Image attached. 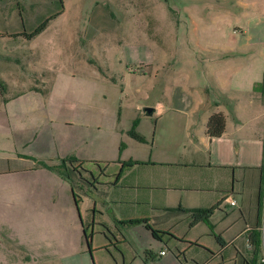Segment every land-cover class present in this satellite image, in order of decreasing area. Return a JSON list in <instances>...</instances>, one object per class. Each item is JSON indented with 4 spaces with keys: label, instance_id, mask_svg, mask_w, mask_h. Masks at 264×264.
<instances>
[{
    "label": "rangeland",
    "instance_id": "374dc122",
    "mask_svg": "<svg viewBox=\"0 0 264 264\" xmlns=\"http://www.w3.org/2000/svg\"><path fill=\"white\" fill-rule=\"evenodd\" d=\"M48 15L53 16L45 27L27 37L24 32ZM240 43H252L253 57L264 59V0H0V93L28 96L45 109L43 122L51 126L52 139L68 148L58 162L74 152L85 155L79 167L82 176L75 173L73 189L83 196L78 210L86 223L88 201L100 198L108 186L103 183L106 175L101 173L97 184L90 172L97 174L106 165V173L113 169L112 161L134 151L147 154L150 149L145 142L132 141L121 151V142L129 140L132 120L138 116L145 129H159L158 108L148 114L145 106L154 107L156 101L183 105L186 95L208 99L216 95L214 57L226 58L219 52ZM2 143L6 144L5 138ZM6 151L2 155L11 156ZM31 201L36 208L25 202L14 214L18 221L13 227L20 242L29 238L30 245L53 238L52 250L41 255L37 264L43 260L44 264H198L209 255L201 243L212 249L219 245L204 222L191 228L179 224L178 231L190 229L188 238L198 241L189 246L178 231L175 235L159 231L157 238L141 224H123V216L137 210L112 204L103 214L96 213L95 219L102 224L109 221L126 240L106 241L97 231L102 224L96 222L91 253L86 241L81 252L71 251L68 240L64 241L68 250H55L56 205L63 199L56 196L50 205ZM69 203L77 219L73 196ZM230 210L218 208L212 221ZM232 217L239 219L238 210L219 223ZM69 221L60 219L70 239ZM151 223L158 230L163 227L159 220ZM23 244L28 247L27 241ZM16 254L13 260L26 261L25 254ZM6 260L10 257L1 249L0 264Z\"/></svg>",
    "mask_w": 264,
    "mask_h": 264
},
{
    "label": "crops",
    "instance_id": "0c3cea01",
    "mask_svg": "<svg viewBox=\"0 0 264 264\" xmlns=\"http://www.w3.org/2000/svg\"><path fill=\"white\" fill-rule=\"evenodd\" d=\"M249 45L252 43L223 48L218 56L226 58L214 57L212 74L216 77V95L209 99L201 95L187 98L186 95L183 105L166 106L156 101L153 111L158 108L162 117L159 129H145L140 118L135 117L138 119L136 130L144 140L128 133L129 140L123 141L121 151L132 141L145 142L150 149L147 154L134 151L112 161L113 169L106 173V165H102L97 174L90 172L95 179L101 173L106 175L103 183L108 186L102 190L100 198L88 201L86 223L78 210V202L84 201L83 196H78L71 184L67 186L65 178L56 171L39 163L41 160L57 163L62 154H68L67 147L52 139L51 126L43 122L45 109L34 104L28 96L16 94L5 97L0 93V250L10 257L5 264H37L41 255L50 253L53 238L44 239L42 244L35 246L30 245L29 238L20 242L13 227L18 221L14 214H18L27 201L36 208L32 199L43 200L50 205L56 196L63 199V204L56 205L59 225L53 233L57 241L55 250H68L65 244L68 240L71 251L81 252L86 241L85 233L90 234L91 241L92 234L96 232L95 223L102 224L95 219L96 213L103 214L112 204L137 210L134 215L123 216V220L132 217H147L150 223L159 220V224H163L160 230L173 235L178 227H182L179 225L182 222L184 225L188 223L190 228L197 223H206L199 220L190 224L189 212L173 208L217 204L210 216L212 228L208 223L206 226L209 234L220 236L219 245L212 249L200 242V247L209 252V257L206 255L198 264H264L261 261L264 254V90L255 87L263 77L264 59L254 58ZM217 111L225 116V128L219 136H210L206 132V122ZM4 138L6 144L2 143ZM35 149L36 152L33 151ZM5 151L11 156L2 155ZM76 154L70 155L84 159L82 156L85 155ZM131 160L138 162L131 163ZM77 174L82 176L80 170ZM28 181L30 184H25ZM95 182L98 184L100 181ZM72 196L77 219L72 216L70 208ZM230 199L235 203L231 204ZM228 206L231 210L224 218L212 221L215 210ZM235 209L239 219L232 217L230 222L219 223L230 217ZM61 218L64 221L70 219V239L60 224ZM109 223L102 224L103 227L97 229L98 233L106 241L111 238L126 240V235L110 227ZM135 224L145 226L142 222ZM88 227L91 228L89 233ZM253 230L260 232L261 246L256 254L250 242ZM179 232L181 235L178 236L185 238L181 241L186 245L198 242L188 238L190 229L183 228ZM25 241L28 247L24 246ZM20 243L23 252H20ZM181 251L185 250L179 248ZM16 253L25 254L26 261L13 260ZM45 261L39 263L44 264Z\"/></svg>",
    "mask_w": 264,
    "mask_h": 264
},
{
    "label": "trees",
    "instance_id": "16d2710c",
    "mask_svg": "<svg viewBox=\"0 0 264 264\" xmlns=\"http://www.w3.org/2000/svg\"><path fill=\"white\" fill-rule=\"evenodd\" d=\"M53 15H48L45 17L38 25H36L31 31L24 32L27 37H32L39 31H41L45 25L47 24L48 20L52 17ZM255 87H260L264 90V73L263 77L260 82L255 84ZM138 119L134 118L131 124V127L128 129V133L133 136L134 138L143 141L144 137L137 132L136 130V124H137ZM225 128V116L221 111L213 112L207 122H206V132L210 136H219ZM123 146V143L121 142V147ZM85 160L78 159L74 156H66L62 157L61 160L57 163H47L43 160H41L39 163L47 167L49 169H52L56 171L61 177L65 178L66 180L69 181L71 184V187H73V181H74V176L75 173L79 170V167L83 166V162ZM131 163H136L138 161L136 160H131ZM127 162V163H130ZM217 207V204H213L211 206H206V207H193V208H186L183 206H177L173 209H180L189 212L190 215V224H194L199 220H203L206 223H208L209 227L212 228V224L210 222V216L213 213L214 209ZM125 222L128 223H144V225L151 230V233L153 234L154 237H160L159 231L165 232L163 230H158L155 228L148 220L147 217H132L124 220ZM85 236L89 237L85 233ZM216 238L219 240L220 236L216 235ZM250 242L253 244V251L256 254L260 250L261 246V240H260V232L259 230H253L251 235H250ZM90 240H89V247H90ZM91 249V248H90Z\"/></svg>",
    "mask_w": 264,
    "mask_h": 264
},
{
    "label": "water",
    "instance_id": "95a60500",
    "mask_svg": "<svg viewBox=\"0 0 264 264\" xmlns=\"http://www.w3.org/2000/svg\"><path fill=\"white\" fill-rule=\"evenodd\" d=\"M144 110L146 111V113H151L153 111V107L152 106H145L144 107ZM77 204V203H76ZM85 240H86V245H87V248H89V252L91 253V249L89 247V237L85 236Z\"/></svg>",
    "mask_w": 264,
    "mask_h": 264
},
{
    "label": "built area",
    "instance_id": "2783aa9c",
    "mask_svg": "<svg viewBox=\"0 0 264 264\" xmlns=\"http://www.w3.org/2000/svg\"><path fill=\"white\" fill-rule=\"evenodd\" d=\"M229 202H230L231 204H234V203H235V200L230 199ZM261 261H264V254H263V256L261 257Z\"/></svg>",
    "mask_w": 264,
    "mask_h": 264
},
{
    "label": "flooded vegetation",
    "instance_id": "af4514ba",
    "mask_svg": "<svg viewBox=\"0 0 264 264\" xmlns=\"http://www.w3.org/2000/svg\"><path fill=\"white\" fill-rule=\"evenodd\" d=\"M99 180V178L95 179V181Z\"/></svg>",
    "mask_w": 264,
    "mask_h": 264
}]
</instances>
